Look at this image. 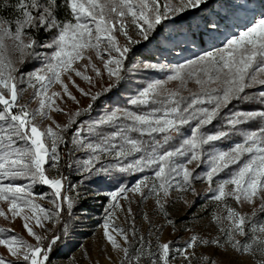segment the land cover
I'll return each mask as SVG.
<instances>
[{
  "label": "snow or ice",
  "instance_id": "1",
  "mask_svg": "<svg viewBox=\"0 0 264 264\" xmlns=\"http://www.w3.org/2000/svg\"><path fill=\"white\" fill-rule=\"evenodd\" d=\"M206 3L207 0H0V13L11 10V19L0 15V218L9 223L19 219L27 236L35 241L30 243L14 229L0 227V264H51L54 247L70 234L71 222L64 217L71 215L80 194L71 196L66 189L60 146L67 145L65 134L74 124L71 151L84 152L86 158L67 163L69 169L74 167L85 178L143 174L133 186L123 185L109 193L103 235L119 255L120 264H175L178 258L181 264H193L194 260L198 264H264V109L233 110L234 102L264 106V12L250 10L243 22L237 18L234 26L243 23L242 30L226 36L222 46H214L186 63H145V69L169 74L164 80L149 83L130 99L131 105L143 111L114 109L85 126L78 122L79 117L90 112L92 104L83 113L77 109L70 115L57 104V100L66 103L65 97L79 104L70 84L95 102L100 94L91 95L73 79L75 75L94 86L89 69L95 77L103 79L106 73L113 81L106 91L119 84L131 46L141 42L133 39L130 30L148 41L165 21ZM205 28L218 32L220 22L208 19ZM41 31L48 36L45 42L38 39ZM119 36L126 43L121 45ZM179 38L169 36L165 40L171 43ZM190 39L195 43V34ZM6 40L12 41V51L18 55L20 65L39 60L40 66L22 72L7 55ZM92 54L101 61L103 71L93 62ZM189 81L199 86V92L185 97L182 91L187 90ZM170 82H178V88L168 89ZM56 85L60 91H53ZM29 89L33 93L30 103L38 102L35 110H30L29 103H21ZM225 109L229 111L222 115ZM53 112L69 115L68 123L57 124ZM38 118L52 123L42 129L36 123ZM214 121L222 122L215 132L208 130ZM251 122H257L258 127H241ZM185 127L190 129L188 134ZM236 135L241 139L226 150H219L214 143ZM205 162L208 170L201 175L196 169ZM52 170L55 175H49ZM221 173H226L225 177L216 179ZM198 180L207 184V193L211 194L208 198L214 210L209 226L214 225L215 232L204 235L186 226L184 231L191 234L177 246L176 241L162 238L166 226L179 230L168 211L171 193L175 190L197 196ZM37 185L50 191L35 193ZM136 196L142 201L152 199L164 218V224L152 232L151 221L145 215L150 225L147 239L138 235L134 218L129 231L115 223L119 218L117 210L126 218L133 216L131 204ZM48 197L52 208L37 203ZM121 200L127 202L126 209ZM229 201L238 207L248 205L252 211L241 213ZM183 203L191 207L195 201L184 199ZM49 224L60 225V233L56 234L55 227ZM108 259L111 261V256Z\"/></svg>",
  "mask_w": 264,
  "mask_h": 264
},
{
  "label": "rangeland",
  "instance_id": "2",
  "mask_svg": "<svg viewBox=\"0 0 264 264\" xmlns=\"http://www.w3.org/2000/svg\"><path fill=\"white\" fill-rule=\"evenodd\" d=\"M210 0H207V3L202 5L200 9L190 10L184 13L180 17H176L174 20L165 21L161 25L162 29L160 33H154L149 37L148 41H143L140 37L136 36L134 30H130V34L133 39H140L139 44L131 46V51L127 54V59L124 62L123 79L115 87H112L111 91H106L108 85L113 83L112 80H109L107 74L105 73L103 79L95 77V73L91 69L88 70V75L94 78V86L89 85L79 77L73 75V79L80 88L84 89L86 92H90L91 95H96L99 93L98 98L93 102L91 96L81 95L76 88H73L71 84L69 85L70 90L73 95L76 96V99L79 101V104L68 100L65 97L66 103H62L57 100V104L65 110L69 115L75 112L77 109L81 110L83 113L84 109L88 108L89 104H92L90 112L87 114H82L79 117L78 122H83L86 126L89 122L96 120L104 115L105 112L112 111L114 109H128L132 111H143L145 109L136 108L135 106L129 103L130 99L138 94L139 91L148 86L149 83L155 80H164L169 74L167 71L151 70L145 69L143 65L145 63H156L163 64L168 66H174L177 64L186 63L189 59H195L197 55H202L205 51L213 50V47L222 46V42L225 37H218L217 33H211L209 37L211 40L209 42L201 44L202 47L194 44L190 39L185 40V37H189L192 31L197 32L200 28H205V23L213 14L207 12L203 6L207 5ZM251 14L250 10H248ZM247 14L244 16H249ZM243 22V21H242ZM206 29V28H205ZM243 29V23L241 27H233V32L237 33ZM207 30V29H206ZM208 31V30H207ZM181 39V44L176 45V40H173L171 43V48L166 49L162 48L161 45L166 41L165 38L169 36H178ZM230 36V35H227ZM190 38V37H189ZM121 45L126 43L123 36H119ZM8 52L7 55L16 62L17 67H20L22 72L31 71L40 66L39 60H31L35 63L28 66V62L24 65L18 63V55L12 51L13 43L10 40L5 41ZM147 54V57L143 59L142 54ZM93 56V62L98 68H101L103 71V66L101 61ZM87 63V61H81V64ZM139 65V67H134ZM80 67V65H76ZM83 71V69H81ZM67 82V78H65ZM178 82H170L166 85L168 89H177ZM215 87V85H213ZM53 91H60V86L56 85L53 88ZM199 92V86L194 81H189L187 83V90L182 91V95L189 97L190 93ZM110 95L112 100L108 101L105 98V95ZM32 90L29 89L23 94L21 103H29L30 110H35L38 107V102H31L32 100ZM99 103V104H98ZM96 104V105H95ZM99 105V106H97ZM52 118L56 121L57 124L63 126L68 123L69 115H65L62 112H53L51 113ZM37 124L40 125L42 129L46 128L49 124L52 123L50 120H41L37 119ZM55 128V125H53ZM76 125H72L71 129L65 134L66 139L68 140L67 145L60 146V165L63 172V166H66L67 163H71L75 159H84L86 158V153L84 152H72L73 147L71 143L72 139V129H75ZM235 142H233L229 147L219 150H226L230 148ZM99 166V165H97ZM195 165H190L189 167H194ZM47 167V165H46ZM67 167V166H66ZM236 167V166H233ZM68 168V167H67ZM208 170L207 162L202 163L199 168L196 169V172L203 175ZM230 171V170H226ZM69 176L67 177L66 189L68 190L69 195L76 196V193L79 192L80 196L77 199L70 216H65V221L71 222V232L67 237H62L55 247L56 251L54 256L51 257V261L67 264H112L120 259L111 248L103 235L102 224L105 219V209L110 203L109 193L117 191L120 186L125 185V183L120 184L112 190H102L98 188L97 184L100 180H107L111 176H90L83 177L81 176L76 169L68 168ZM55 170L49 172V175H55ZM151 174V173H145ZM137 180L139 176L143 174H131ZM226 173H221L220 177L216 179L225 177ZM136 180L131 184L127 185L129 187L133 186ZM24 182H15L17 184H23ZM73 186H76L75 191L72 190ZM43 192L50 191L46 187ZM195 187L199 195L192 196L190 193H183L173 190L171 193V200L168 205V211L170 213V218L174 219L177 222L178 231L171 229L166 226L163 232V239L174 240L176 241L177 246L183 244L190 232L184 231V228L190 227L193 230L200 232L201 234H208L215 232V226H209L211 220V213L214 210V204L209 200L210 193H207V184L202 181H196ZM131 196V194L129 193ZM51 197H48L44 200H37V203L41 204L44 208L50 209L52 205L48 202ZM187 199L188 201H195L194 205L188 207L183 203V200ZM135 202L131 204L133 216L127 217L126 214L117 210V216L119 217L116 220V226L129 231L131 228V222L134 218L135 228L138 232V235H144L149 238V223L144 219L147 215L148 219L151 221L152 232H155V229L164 224V218L155 208L154 201L148 199L142 201L139 196L134 197ZM233 207H237L241 213H251L252 209L248 205L243 207H238L234 201H229ZM120 203L127 208V202L121 200ZM6 208V205H4ZM264 216V214H261ZM0 227L3 228H12L15 230V233L22 236L30 243H35L31 237L27 236V233L22 228V223L19 219L15 223H9L3 218H0ZM48 227H55L56 234L60 233V225H51ZM40 232V229H36ZM175 231V235L173 232ZM119 239V237H118ZM131 239V237H130ZM153 246H155V236H151ZM122 242V241H121ZM2 251V249H0ZM111 256V261L108 257Z\"/></svg>",
  "mask_w": 264,
  "mask_h": 264
},
{
  "label": "trees",
  "instance_id": "3",
  "mask_svg": "<svg viewBox=\"0 0 264 264\" xmlns=\"http://www.w3.org/2000/svg\"><path fill=\"white\" fill-rule=\"evenodd\" d=\"M10 2L14 3L15 0H10ZM203 8L207 12H211V14H213L212 17H210V19L217 20L220 22V29L218 32H209L203 27V28L198 29L197 32L192 31L190 35L188 36L191 38L192 34H195L194 44H197L200 47H202L201 44L209 42L211 40V37H209L211 33H217L218 37H222V36L226 37L227 35H232L234 33L233 27L237 23V18H239V20L242 22L244 20V16L247 14H250L248 10H253L256 13L264 12V0H210L207 5L203 6ZM10 13H11V10L9 9V10H6L0 13V15H4L5 17L11 19ZM241 24H240V27H241ZM161 30L163 29L160 26L157 29L156 33H160ZM38 39L41 42H45L48 39V36L43 31H41ZM163 42L164 43L161 45L162 48H166V49L171 48V45L168 42L166 41H163ZM177 44H181V39L176 40V45ZM141 56L144 59L147 57V54L144 53ZM27 62L29 66L32 64L31 62L33 61L29 60ZM33 65H35L34 62H33ZM105 98L108 101L112 100V97L108 94L105 95ZM234 105H235L234 109H233V105H229V109L245 110V111L264 109V106H261L260 104H255V103L240 104V103L234 102ZM229 109H225L222 115L225 113H228ZM221 123L222 122L220 121H214L213 125L208 126V130H211L213 132L219 130L221 127ZM241 127L246 128L248 130H254L258 127V123L251 122L248 125H242ZM189 131H190L189 127H185L184 132L188 134ZM240 139L241 137L236 135L230 138L223 139L221 141H216L214 143L216 147L225 149L229 147L233 142H238ZM173 143H178V141H174ZM63 175L69 176L68 168L66 166H63ZM135 178L136 177H134L131 174H116L115 178L111 176V178H108L107 180H100L97 186L98 188H102V190H105V191L112 190L122 183H125V185H131L136 180ZM15 182H24V181H15ZM43 190L44 188L39 185L33 188V191L35 193H41L43 192ZM55 247H54L53 252L50 255V258L54 256V253L56 251Z\"/></svg>",
  "mask_w": 264,
  "mask_h": 264
},
{
  "label": "built area",
  "instance_id": "4",
  "mask_svg": "<svg viewBox=\"0 0 264 264\" xmlns=\"http://www.w3.org/2000/svg\"><path fill=\"white\" fill-rule=\"evenodd\" d=\"M51 264H67V263H59V261L58 262L51 261ZM112 264H120V259ZM175 264H181L179 258L175 261ZM193 264H198V261L194 260Z\"/></svg>",
  "mask_w": 264,
  "mask_h": 264
}]
</instances>
